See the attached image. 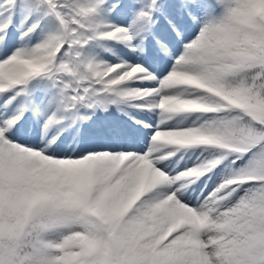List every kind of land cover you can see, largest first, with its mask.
I'll use <instances>...</instances> for the list:
<instances>
[{
    "label": "snow or ice",
    "instance_id": "1",
    "mask_svg": "<svg viewBox=\"0 0 264 264\" xmlns=\"http://www.w3.org/2000/svg\"><path fill=\"white\" fill-rule=\"evenodd\" d=\"M0 264H264V0H0Z\"/></svg>",
    "mask_w": 264,
    "mask_h": 264
}]
</instances>
